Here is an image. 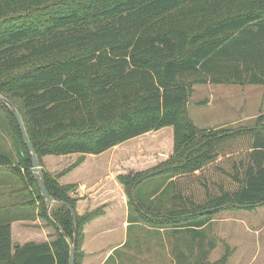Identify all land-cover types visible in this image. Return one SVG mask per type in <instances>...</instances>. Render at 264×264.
Wrapping results in <instances>:
<instances>
[{
  "label": "trees",
  "instance_id": "1",
  "mask_svg": "<svg viewBox=\"0 0 264 264\" xmlns=\"http://www.w3.org/2000/svg\"><path fill=\"white\" fill-rule=\"evenodd\" d=\"M205 81L264 87V0H0V97L23 121L50 211L2 102L18 164L0 152V168L33 189L54 230L51 242L12 252L10 224L0 223V264H68L65 237L82 264L84 227L104 215L103 206L77 214L76 186L57 181L81 160L53 176L43 158L97 156L168 127L165 160L117 176L132 223L176 231L180 242L222 211L264 206V113L248 126L197 128L187 105ZM152 178L159 185L146 194Z\"/></svg>",
  "mask_w": 264,
  "mask_h": 264
},
{
  "label": "crops",
  "instance_id": "2",
  "mask_svg": "<svg viewBox=\"0 0 264 264\" xmlns=\"http://www.w3.org/2000/svg\"><path fill=\"white\" fill-rule=\"evenodd\" d=\"M190 118L199 129L209 130L220 128L198 127L193 118L191 116ZM247 119L253 118H246L243 121L246 122L248 121ZM236 122L238 123V121ZM153 134L157 136L155 141L156 145L166 149L170 146L169 151L171 152L169 140L173 135L172 128L170 133L163 131V129L147 133L138 138L126 141L97 156L85 155L82 157V155H69L60 157L48 156L43 158L44 170L53 176L81 160L76 167L57 180L58 183L63 186H76L74 194L78 198L76 204L77 214L82 215L85 212L102 206L104 207V215L93 220L84 227V243L82 247L84 259L82 264H149L152 260H155L154 262L157 263L158 261L160 262V260L162 261L163 256H166L167 252L171 254L170 256L174 258V260H180L179 263L181 264L184 261L187 262L191 260L189 255L184 254L183 246H181L182 244L177 242L176 231L159 230L158 233H161L159 237H162V243L160 244L170 242V245L163 244V246H156V241H152L150 238H156L157 236L155 235L157 233L151 230L150 227L134 224L129 219L130 215L127 197L124 194L123 187L117 181V176L119 175L117 172V162L118 160L121 161V159L128 154L124 157L123 153L114 155L113 157L116 158L114 161L115 163L111 160V162H107L106 164L107 160L101 159L109 153L113 154L120 146L136 140H141L143 137ZM166 139H168V141H165ZM139 152L147 153L149 151L139 149ZM15 155L18 162V155L16 152ZM137 171L140 170H134V172ZM20 172L23 174V168H20ZM2 175L8 177L9 181H6L5 184H0V212L2 211L0 223H2V225L6 223L10 224L12 252L15 247L23 246L27 243L40 244L51 242L54 239V230L39 217L38 202L36 201V195L33 189L31 187H24L20 178L18 179L19 183L15 182L11 178V175L14 176V174L8 169L0 168V177H2ZM159 182L160 180L157 178L149 179L143 187L144 193H149L152 188L159 185ZM24 193H27L29 196H23ZM9 196L11 199L8 200L7 197ZM210 223L212 224L213 221L211 220ZM208 225L206 224L205 226ZM135 226L139 227L134 230L138 238H144L143 236L148 238V240H142V246H139L140 248L137 251L139 256H131L129 253L121 254L117 257L116 255L128 245L129 232ZM208 241L209 240L205 239V235L203 234L197 242L196 251L200 253L201 256L198 258L194 257L195 261L198 262L199 258H205V264H207L206 260H208L209 254L213 252L214 249L213 241H210V243ZM171 250L175 254L174 256ZM187 250L190 251L189 248H187ZM171 257L168 258L172 259Z\"/></svg>",
  "mask_w": 264,
  "mask_h": 264
},
{
  "label": "rangeland",
  "instance_id": "3",
  "mask_svg": "<svg viewBox=\"0 0 264 264\" xmlns=\"http://www.w3.org/2000/svg\"><path fill=\"white\" fill-rule=\"evenodd\" d=\"M187 107H189L188 113L190 112V116L198 127L229 129L248 126L256 116L264 113V87L231 84L215 85L205 81L204 83L194 84ZM246 118L253 119H247L248 121L244 122L243 120ZM6 122L3 113L0 112V152L8 157L14 166H17L16 151L6 127ZM234 122L236 123L233 124ZM163 131L170 133L171 128H164ZM156 138L157 136H154V134L145 136L141 140L118 147L119 149L113 154L109 153L101 159L107 160L106 164L111 160L115 163L116 158L113 157L114 155L123 153L124 157L128 154L117 162L119 175L134 170H147L165 160L171 153L169 151L170 146L166 149L156 145ZM165 141H168V139ZM139 149L149 152L140 153ZM14 176L11 175V178L19 183V177ZM6 181H9L8 177L2 175L0 184H5ZM23 196L29 195L24 193ZM7 199L9 200L11 197L9 196ZM1 215L2 211L0 212ZM212 221L210 227L204 230L181 232L180 237L182 239L179 243L183 246L184 254L191 257V260L184 261L182 264H204V260L201 258L198 262L194 258L201 256L196 251V245L203 234L205 239L209 240V243L210 241L214 243L213 252L209 254L208 260H206L207 264H264V206L257 207L252 211H222L213 216ZM138 228L135 226L130 230L128 245L116 255L117 257L129 253L131 256H139L137 251L142 246V240H148V238L145 236H143L144 238H138L134 232ZM160 234L157 233L156 238H150V240L156 241V246H163L164 244H160L162 243V237H159ZM164 245H170V242H166ZM82 253L84 259V251ZM171 253L173 256L175 255L172 250ZM170 255L167 252L162 261L155 263V260H152L149 264H181L179 263L180 260H174Z\"/></svg>",
  "mask_w": 264,
  "mask_h": 264
},
{
  "label": "water",
  "instance_id": "4",
  "mask_svg": "<svg viewBox=\"0 0 264 264\" xmlns=\"http://www.w3.org/2000/svg\"><path fill=\"white\" fill-rule=\"evenodd\" d=\"M0 102L5 104L9 108L10 112L13 114V116H14L16 122H17V125H18V128H19L23 143L25 144V146L27 148V151H28V153L30 155V161H31L30 173H31L32 177L35 179V181L37 183V186H38V189L40 191V194H41V196L44 199V202L46 204L47 212H49L50 209H51L52 203H53V199L49 196V194H48V192L46 190V187H45V185H44V183H43V181H42V179L40 177L41 168L39 167L38 158H37V155L35 153L34 148L32 147V145H31V143L29 141V138H28V136L26 134L23 121H22L19 113L17 112V110L14 108V106L9 101H7L3 97H0ZM74 223H75V221L73 220L72 224L74 225ZM56 227L59 230V232L62 234V236L65 237V235L61 231L60 227L59 226H56ZM65 239L70 244L69 254H68V264H74L75 245H74V243H70L69 240L66 237H65Z\"/></svg>",
  "mask_w": 264,
  "mask_h": 264
}]
</instances>
